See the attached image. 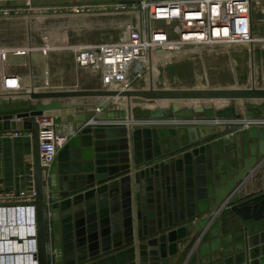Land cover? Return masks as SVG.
<instances>
[{"label": "water", "instance_id": "95a60500", "mask_svg": "<svg viewBox=\"0 0 264 264\" xmlns=\"http://www.w3.org/2000/svg\"><path fill=\"white\" fill-rule=\"evenodd\" d=\"M153 54L179 58L185 50ZM207 79L188 88L25 92L35 104L0 97V132L31 134V161L19 174L34 185L37 264H264V191L237 192L264 163V126L185 122L196 114L239 119L234 104L181 107L193 99L264 100V87ZM161 101L168 105H153ZM36 115L53 117L56 132L70 136L47 168ZM252 115L247 107L244 117Z\"/></svg>", "mask_w": 264, "mask_h": 264}, {"label": "built area", "instance_id": "2783aa9c", "mask_svg": "<svg viewBox=\"0 0 264 264\" xmlns=\"http://www.w3.org/2000/svg\"><path fill=\"white\" fill-rule=\"evenodd\" d=\"M12 1L0 0V20L12 18L25 21L28 36L22 43L0 44V97L3 100L19 98L28 101L24 93L29 91L78 90L63 89L64 86L52 82L49 64L52 54L57 52H69L76 68L96 81L94 86L89 85L92 86L90 89L124 91L144 87L140 82L148 73L153 59L161 57L163 60L159 62L164 64L178 59L153 54L160 49H184L185 54L192 52L202 60L210 55L225 54L229 62H232L233 54H241L246 58L247 78H250L251 72L256 74L254 83L249 80L250 83L243 86L259 87L256 51L264 49L259 45V40L264 39V32L254 30V15L264 0H115L112 3L83 0L88 3L60 6L58 9L6 5ZM100 13L111 16L109 26L112 28L115 23L118 35L109 41L75 40V21ZM42 23L44 26L40 27ZM32 29L39 38L30 35L29 30ZM21 55L24 56V63L8 61L9 57ZM41 76L40 84L34 83L33 79H40ZM262 85L260 87H264ZM161 88L167 87L163 85ZM253 104L235 109L241 114L239 119L233 116L194 117L185 122H206L215 127L240 130L264 126V114L259 115L255 110L258 103ZM247 107L253 110L254 115L244 117ZM33 121L38 125L40 165L47 168L70 136L56 132L51 116L36 115ZM162 122L175 124L173 121ZM20 134L22 132H12L15 137ZM30 135L27 132V136ZM34 200L33 183L17 192L0 191V264H37L33 258L36 253Z\"/></svg>", "mask_w": 264, "mask_h": 264}, {"label": "rangeland", "instance_id": "374dc122", "mask_svg": "<svg viewBox=\"0 0 264 264\" xmlns=\"http://www.w3.org/2000/svg\"><path fill=\"white\" fill-rule=\"evenodd\" d=\"M264 9V4L258 6L257 10L262 11ZM255 17V16H254ZM261 16L255 17L254 29H259L260 31L264 30V21L260 20ZM111 20V16H107L104 13L99 15H89L87 17H82L80 20H76V34H73V37L77 41L84 42H97V41H109L114 39L118 33L119 29L116 25H112V28L109 26V21ZM46 22V21H45ZM44 22V23H45ZM44 23L40 25V27L44 26ZM69 24L70 21H69ZM25 25L27 23L22 22L16 19H8V20H0V44L5 43H22L26 40L28 33L25 32ZM72 25V24H71ZM111 25V24H110ZM30 35L34 38H39L37 32L35 30H29ZM28 31V32H29ZM73 39V41H74ZM36 43L38 41L35 40ZM196 54L192 52H188L183 57H179L178 59H172L171 62L156 63L157 72L153 74L151 73V66L148 69V73L144 76V79L147 84L143 83V85H153V86H173V85H189L193 86L197 84V77L204 76V73L209 76V78H213L212 80H208V84L213 86L218 84L222 87H241L243 85H247L249 80H251L252 75L255 74L251 72L250 78H247V66H246V58L241 54H233V59L237 61L235 64L229 62L228 56L223 55H210L209 57H205L203 60L196 57ZM72 55L69 52L61 53H53L52 60H50L49 71L50 74L53 75L52 82L56 83V85L64 86L63 89H90L96 83L93 78L90 77L89 74L85 73L82 69H77L76 66L71 62ZM212 70V71H211ZM213 71L216 74L213 75ZM263 69H259V72H262ZM264 72V71H263ZM204 78V77H203ZM256 79V74H255ZM33 80H39V78H34ZM258 85L259 87L264 86V79L261 77V73L258 74ZM149 82V83H148ZM205 84V81H202ZM93 84L92 86H89ZM244 87V86H243ZM249 100V101H248ZM244 100L241 103L235 101L234 104L236 106L243 105L249 106L254 105L253 102L259 103L263 102V99H248ZM258 106V104H256ZM264 110V104L260 106Z\"/></svg>", "mask_w": 264, "mask_h": 264}, {"label": "crops", "instance_id": "0c3cea01", "mask_svg": "<svg viewBox=\"0 0 264 264\" xmlns=\"http://www.w3.org/2000/svg\"><path fill=\"white\" fill-rule=\"evenodd\" d=\"M94 1L102 2V3H112L115 0H94ZM94 1H91V2H94ZM77 3H88V1H83V0H42V1H39V0H35V1L30 2L26 0H13L12 2H9L6 5L7 6H17V7H22V6L25 7V6L33 5V6L52 7L54 9H58L60 6H68V5H73ZM254 16L255 17L261 16L260 20L264 21V12L261 13L260 11H257L256 15ZM255 17H254V22H255ZM255 31L260 32V33L264 32V30L260 31L259 29ZM256 53H257L256 62L259 66V69L261 68L264 71V49H259L256 51ZM155 66L156 64L151 67V73L153 74V76H154V73L157 72ZM263 71L259 73H261V77H263L264 79ZM214 74H216V72L213 71V75ZM203 77L204 78L207 77L205 73H204V76H202V79H204ZM202 79L201 80L199 79V81H197V85L203 84L202 81L204 80ZM254 80H255V74L252 75L251 82H253ZM207 82H208V79H207ZM143 83L147 84L145 80H142L140 82L142 86H143ZM145 86H148V85H145ZM161 87L156 86L155 88H161ZM166 87L167 88H182V87L188 88L191 86L185 85V84L184 85L179 84V85H173V86L166 85ZM99 99L100 98H87L86 100L95 102V101H98ZM244 100L245 99L234 100V101L229 100L228 104L234 103L235 101L241 103ZM28 101L32 104L38 103L37 100H28ZM47 101L48 100H41L42 103H46ZM72 101L73 99H71V102ZM113 101H116V103H118L119 99L116 98V99H113ZM218 101H220V103L218 105H215L214 103ZM263 104H264V101L258 103V106L255 107V110L257 111L259 115L264 114V110L260 108V106H262ZM121 105L124 106L126 104L123 102V104ZM153 105L166 107L168 103L165 101H161V102H158V104H153ZM198 105H213L214 107L219 108V107L225 106V101L222 99H212V100L193 99V100H189L186 103H182L181 107H187V106L196 107ZM150 106H151L150 104H147V107H150ZM237 108H239V106L235 107V109ZM124 109H126V107H124ZM195 118L198 119V118H203V117H202V114H196ZM2 127L3 125H2V122L0 121V131L2 130ZM205 130L209 131L210 129L203 128V132ZM22 161L25 163L26 162L28 163L31 161L30 142H29V137L27 136V132L20 134L18 137L13 136L12 132H8V133L0 132V172H1L0 179L1 180L3 179V182L0 183V191L17 192L26 187V184L20 181L19 171L21 170V167H22ZM237 186H239V184H237ZM262 191H264V163L261 165V167L258 170L251 172L250 177L246 179L242 185H240L237 192L239 195L244 194V193L250 195L254 192L258 193ZM237 197L238 195H235L231 200H234Z\"/></svg>", "mask_w": 264, "mask_h": 264}, {"label": "bare ground", "instance_id": "6f19581e", "mask_svg": "<svg viewBox=\"0 0 264 264\" xmlns=\"http://www.w3.org/2000/svg\"><path fill=\"white\" fill-rule=\"evenodd\" d=\"M259 42H261V43H259V45L264 46V39L259 40ZM167 58H172V57L168 55ZM159 60H163V58L160 57L159 59H153V63H151V67H152L153 65H155L156 63H158ZM206 79H207V77H206ZM202 80H204V79H202ZM198 81H199V79H198ZM222 100L225 101V106H228V105H229V104H228L229 99H222ZM237 100H240V99H237ZM233 101H234V100H233ZM219 103H220V101L215 102L214 104H215V105H218ZM225 106H223V107H225Z\"/></svg>", "mask_w": 264, "mask_h": 264}]
</instances>
